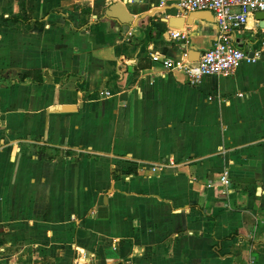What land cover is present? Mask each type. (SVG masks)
Instances as JSON below:
<instances>
[{"label": "crops", "instance_id": "crops-1", "mask_svg": "<svg viewBox=\"0 0 264 264\" xmlns=\"http://www.w3.org/2000/svg\"><path fill=\"white\" fill-rule=\"evenodd\" d=\"M260 13L233 34L254 60L192 84L163 62L213 15L0 0V264H264Z\"/></svg>", "mask_w": 264, "mask_h": 264}, {"label": "built area", "instance_id": "built-area-1", "mask_svg": "<svg viewBox=\"0 0 264 264\" xmlns=\"http://www.w3.org/2000/svg\"><path fill=\"white\" fill-rule=\"evenodd\" d=\"M128 0H114L124 3ZM183 14L192 12H210L218 30L215 42L209 50L203 52L195 62L184 54L181 60L166 59L163 67L181 70L192 84H200L205 77L218 76L231 78L245 60H249L242 49L235 44L233 34L243 29L249 17L254 13H264V0H173ZM180 39L179 34H172ZM243 97V95H238ZM227 184L225 178L222 179Z\"/></svg>", "mask_w": 264, "mask_h": 264}, {"label": "water", "instance_id": "water-1", "mask_svg": "<svg viewBox=\"0 0 264 264\" xmlns=\"http://www.w3.org/2000/svg\"><path fill=\"white\" fill-rule=\"evenodd\" d=\"M208 15L212 17V14L210 12H193L188 16L187 20L184 18H172L169 21L170 27L171 28H181L183 23H185L186 25H189L192 20H207ZM260 15H261L260 20H264V13H260ZM191 51L195 52L196 50L192 49ZM195 53H197L198 56H200V52L196 51ZM187 56L189 60L197 61L195 60V58H193V56L191 55V52L189 55L187 54Z\"/></svg>", "mask_w": 264, "mask_h": 264}, {"label": "trees", "instance_id": "trees-1", "mask_svg": "<svg viewBox=\"0 0 264 264\" xmlns=\"http://www.w3.org/2000/svg\"><path fill=\"white\" fill-rule=\"evenodd\" d=\"M21 81H25V78L23 77V78H21Z\"/></svg>", "mask_w": 264, "mask_h": 264}]
</instances>
